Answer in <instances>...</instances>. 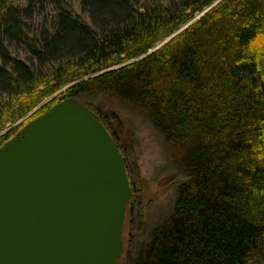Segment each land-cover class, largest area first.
Masks as SVG:
<instances>
[{
	"label": "trees",
	"instance_id": "1",
	"mask_svg": "<svg viewBox=\"0 0 264 264\" xmlns=\"http://www.w3.org/2000/svg\"><path fill=\"white\" fill-rule=\"evenodd\" d=\"M214 1L79 0L85 21L68 0H0V131L75 82L30 120L109 92L147 116L185 175L132 264H264V0H220L139 58ZM48 9L52 29L30 35L25 20Z\"/></svg>",
	"mask_w": 264,
	"mask_h": 264
},
{
	"label": "water",
	"instance_id": "2",
	"mask_svg": "<svg viewBox=\"0 0 264 264\" xmlns=\"http://www.w3.org/2000/svg\"><path fill=\"white\" fill-rule=\"evenodd\" d=\"M132 193L99 117L61 100L0 147V264H117Z\"/></svg>",
	"mask_w": 264,
	"mask_h": 264
},
{
	"label": "rangeland",
	"instance_id": "3",
	"mask_svg": "<svg viewBox=\"0 0 264 264\" xmlns=\"http://www.w3.org/2000/svg\"><path fill=\"white\" fill-rule=\"evenodd\" d=\"M68 1V9L83 20L88 21L87 16L81 12L79 0ZM219 1L216 0L205 9L196 12L179 30L164 41L157 43L139 58L160 48L172 36L201 18L208 9ZM54 21L52 11L48 9L42 13H37L31 19L25 20V23L27 31L34 36L44 26L51 30ZM11 51L13 56L31 64L29 55L23 48L12 46ZM129 62L131 61H126L124 64ZM32 67L47 73L52 70L53 64L39 65L35 60H32ZM74 83H67L51 95L46 96L39 105L15 122H6L4 129L0 131V137L11 129H17L22 122L31 121V117L41 106L50 102ZM76 99L105 119L109 133L117 142L119 140L122 142L120 150L126 158L128 177L133 186V193L127 202L122 233L123 247L117 264H132L140 248L151 239L152 230L170 215L177 198L178 189L187 179L184 174L178 171L162 137L141 111L120 101L109 92L85 94Z\"/></svg>",
	"mask_w": 264,
	"mask_h": 264
},
{
	"label": "flooded vegetation",
	"instance_id": "4",
	"mask_svg": "<svg viewBox=\"0 0 264 264\" xmlns=\"http://www.w3.org/2000/svg\"><path fill=\"white\" fill-rule=\"evenodd\" d=\"M131 213H132V206H131Z\"/></svg>",
	"mask_w": 264,
	"mask_h": 264
},
{
	"label": "bare ground",
	"instance_id": "5",
	"mask_svg": "<svg viewBox=\"0 0 264 264\" xmlns=\"http://www.w3.org/2000/svg\"><path fill=\"white\" fill-rule=\"evenodd\" d=\"M211 7V6H210ZM203 12V11H202Z\"/></svg>",
	"mask_w": 264,
	"mask_h": 264
}]
</instances>
